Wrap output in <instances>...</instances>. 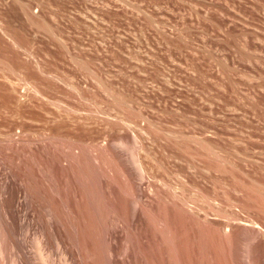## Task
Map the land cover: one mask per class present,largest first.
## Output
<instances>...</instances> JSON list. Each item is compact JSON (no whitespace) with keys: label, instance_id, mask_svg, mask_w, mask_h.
<instances>
[{"label":"rangeland","instance_id":"1","mask_svg":"<svg viewBox=\"0 0 264 264\" xmlns=\"http://www.w3.org/2000/svg\"><path fill=\"white\" fill-rule=\"evenodd\" d=\"M0 264H264V0H0Z\"/></svg>","mask_w":264,"mask_h":264},{"label":"bare ground","instance_id":"2","mask_svg":"<svg viewBox=\"0 0 264 264\" xmlns=\"http://www.w3.org/2000/svg\"><path fill=\"white\" fill-rule=\"evenodd\" d=\"M40 256H41V254H40Z\"/></svg>","mask_w":264,"mask_h":264}]
</instances>
